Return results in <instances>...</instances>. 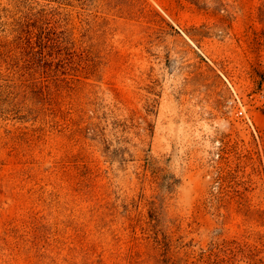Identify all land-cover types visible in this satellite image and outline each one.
I'll list each match as a JSON object with an SVG mask.
<instances>
[{
  "label": "rangeland",
  "instance_id": "1",
  "mask_svg": "<svg viewBox=\"0 0 264 264\" xmlns=\"http://www.w3.org/2000/svg\"><path fill=\"white\" fill-rule=\"evenodd\" d=\"M0 44V264H264V0H0Z\"/></svg>",
  "mask_w": 264,
  "mask_h": 264
},
{
  "label": "trees",
  "instance_id": "2",
  "mask_svg": "<svg viewBox=\"0 0 264 264\" xmlns=\"http://www.w3.org/2000/svg\"><path fill=\"white\" fill-rule=\"evenodd\" d=\"M39 15L41 22H51L52 18H49L48 13L44 10H40L36 13L32 12V8L28 12L21 15L20 18L14 20L15 28L13 31L16 33L14 39L9 43L13 45L15 55H8L4 62L6 64V69L16 68L17 71L27 68L29 65H35L37 61H41L44 57L43 54L36 56L37 48L35 44L37 41L43 40L45 37V32L43 28H36L33 26L32 22H35V16ZM35 39H38L37 41ZM2 44H0L1 47ZM0 54H3L0 52ZM33 75V73H31ZM0 76L2 74L0 73Z\"/></svg>",
  "mask_w": 264,
  "mask_h": 264
},
{
  "label": "built area",
  "instance_id": "3",
  "mask_svg": "<svg viewBox=\"0 0 264 264\" xmlns=\"http://www.w3.org/2000/svg\"><path fill=\"white\" fill-rule=\"evenodd\" d=\"M237 114H238V115H242V114H243V110H238V111H237Z\"/></svg>",
  "mask_w": 264,
  "mask_h": 264
}]
</instances>
